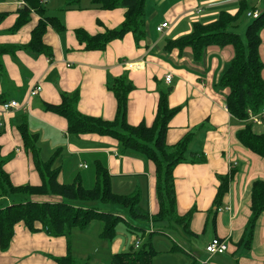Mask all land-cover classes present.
<instances>
[{"label": "crops", "instance_id": "obj_1", "mask_svg": "<svg viewBox=\"0 0 264 264\" xmlns=\"http://www.w3.org/2000/svg\"><path fill=\"white\" fill-rule=\"evenodd\" d=\"M16 1L0 0V46L19 47L27 44L30 32L39 19L32 13L28 24L16 32H10L18 17L16 12L22 8L17 6ZM68 1L59 0L50 15L62 22L64 32L58 34L48 27L43 38L52 51L51 60L19 49H15L13 55L2 57L4 76L0 78V102H18L16 96H21L20 104L24 105L28 100L24 107L10 112H3L0 107V128L3 129L0 153L2 157L10 159L5 170L12 183L21 185L24 180L32 185L39 183L28 156L22 148L14 150L12 146L17 144L21 147L15 129L22 122L18 114L26 113L28 128L39 135L42 146H47L50 152L61 149V155L78 157L77 169L88 171L82 176L80 172L70 169V163L61 166L59 183L72 180L78 174L82 185L91 187L94 185L93 164L97 160L106 166L111 176L112 192L119 195L139 192L142 201L144 190L145 207L141 206V202L140 206L147 209L150 215L156 214L158 202L152 163L136 152H121L116 141L109 137L67 135L65 121L44 112L43 104H58L61 93L78 91L77 110L80 114L112 121L116 101L107 90L106 82L126 76L134 86L128 95L127 122L131 126L140 123L150 126L158 98L163 93L160 90L163 86L167 90L171 88L168 104L171 108L179 107L180 111L169 123L167 144H175L193 128L203 126L205 130L201 135L200 151L195 152L204 155L205 162L180 164L173 171L176 213L182 216L195 209L188 232L196 235L210 231L208 242L218 238L227 244L226 253H232L235 249L232 244L236 242V237L239 239L250 214L252 183L264 181V160L236 140L235 134L244 123L228 114L225 99L229 90L218 87L222 73L234 56V49L230 45L209 46L200 60H196L189 47L169 49L168 43L190 34L195 23L207 25L214 22L220 12L234 16L241 2L247 7L246 14L260 13L264 10V0H152L145 4V38L139 45L128 33L122 39L110 42L104 51L91 52L83 50V45L74 36V30L81 29L94 36L117 28L123 22L125 9L100 10L92 7L88 0H81L75 7L64 10ZM45 11L47 14L46 8ZM244 18L248 17L245 15L234 27L237 34H244L249 24ZM163 23H167L168 27L159 34L156 28ZM260 41L259 55L264 80V31L260 34ZM135 65L139 66L138 69H134ZM167 74L172 76L170 84L164 81ZM35 86H40L41 91L28 99L29 91ZM15 119L20 123L13 127L12 121ZM254 125L256 132L264 133L261 123ZM13 153L17 156L11 159ZM89 162L93 170L89 169ZM232 167L235 174L212 222L213 212L210 209L219 186L218 177L230 174ZM256 224L250 257L240 258L238 264L263 262L264 213ZM66 252L64 238H50L43 232L30 234L22 225H18L10 247L0 253V264H55L51 258L63 257Z\"/></svg>", "mask_w": 264, "mask_h": 264}, {"label": "trees", "instance_id": "obj_2", "mask_svg": "<svg viewBox=\"0 0 264 264\" xmlns=\"http://www.w3.org/2000/svg\"><path fill=\"white\" fill-rule=\"evenodd\" d=\"M23 1L25 6L17 10L18 17L10 32H16L28 24L32 13L39 19L30 32V40L27 44L19 47L0 46V78L4 76L2 63L4 55H13L15 49H19L35 56L43 55L51 60L52 51L43 41L46 30L50 27L58 34L65 30L64 25L57 17L46 15L45 8L39 0ZM80 1L69 0L64 10L75 7ZM88 1L92 7L100 10L110 11L122 8L125 9V13L119 27L106 30L102 34L91 36L84 30H74V36L78 43L83 45L84 51H104L110 42L120 40L128 33L132 34L136 45L144 40V8L147 0ZM246 13L247 7L241 2L238 12L234 16L220 12L218 18L210 24L195 23L190 34L175 41H169L168 47L179 50L189 47L196 60H200L205 49L209 46L230 45L233 47L234 56L222 73L218 87L229 90L225 99L228 114L244 123L243 127L235 134L236 140L246 150L264 160V133L256 132V126L249 119V113L257 115L264 109L263 64L259 55L260 34L264 31V10L246 26L243 40L239 34L229 31L237 26ZM106 88L116 101L115 117L112 121L80 114L77 110L78 91L61 93L59 103L55 105L45 103L43 111L62 118L66 123L67 135L109 137L116 141L121 152H136L152 163L158 202L157 213L150 215L147 209L140 206L141 195L139 192L128 195L113 193L111 176L106 166L97 160L93 164L94 185L92 188H85L78 174L69 183H59L58 175L61 166L55 167L54 163L61 155V149L55 150L49 160H41L38 147L39 135L30 132L24 116L21 124L15 129L16 135L22 150L33 165L39 183L36 185L28 183L14 185L5 170L10 159L2 157L0 153V200L14 197L26 198L25 201L0 207V253L8 250L14 237L15 227L22 225L30 234L43 232L50 238H64L67 245L66 255L51 259L55 264H74L68 241L73 231H83L90 224L98 221L101 223L100 238L110 242L113 239L116 225L122 220L119 216L92 207L94 203L124 209L132 219L140 223L152 226L164 224L170 228L176 226L190 236H195L188 232V225L196 210L191 209L182 216L176 213L173 171L180 164L205 162L202 154L198 155V153L192 152L188 157L186 156L191 141L196 133L203 131V126L191 129L175 144L168 145L166 134L169 123L180 111L179 107L171 108L168 104L171 88L160 94L155 116L150 126H146L144 123L131 126L127 122L128 95L134 86L126 76L108 79ZM4 102H0V105ZM260 120L261 125L264 126V116ZM2 134L3 129L0 128V137ZM231 170L230 174L218 177L219 186L211 209L213 212L212 222H214L222 198L228 191V184L235 174L233 167ZM249 210L250 214L244 226L246 239L244 247L247 250L250 249L257 220L264 213V181L256 180L252 183ZM137 229L143 232V230ZM156 232H160V230L150 233L149 240L142 244L140 242L138 249L131 247L128 252L113 254L110 264H152L156 251L153 249L150 239ZM262 264H264V259Z\"/></svg>", "mask_w": 264, "mask_h": 264}, {"label": "rangeland", "instance_id": "obj_3", "mask_svg": "<svg viewBox=\"0 0 264 264\" xmlns=\"http://www.w3.org/2000/svg\"><path fill=\"white\" fill-rule=\"evenodd\" d=\"M151 1L152 0H147V3ZM83 2H88V1L84 0ZM58 3L59 0H52V1L47 0V3L44 4V7L47 10L46 15L49 16L52 15ZM244 20L250 23L252 21V18H244ZM229 31L236 34L238 33L236 31V28L233 29L231 28ZM239 36L243 40L244 34H239ZM166 90L167 88L163 86L160 91L165 93ZM20 97L21 96H16L18 102L20 101ZM26 115L28 114L26 113L18 114L19 120L21 121L24 116L26 118ZM17 119L12 121L13 127H15L20 123L19 121H17ZM204 131L205 130L196 133L195 137L193 138V141H191L189 145L188 152L186 154L187 157L189 156V153L200 151V147L202 145L201 135L204 133ZM40 142L38 144V147L40 148V159L43 161H47L52 157L53 152H50L47 146L45 145L42 146ZM12 146L14 147L13 148L14 150L16 148L18 149L21 148L17 144H12ZM16 156L17 155L13 153L10 156V158L13 159ZM77 163H78V157H70L69 155L65 154V155H60L55 160L54 166L65 167L67 164H69L70 169L73 172H80V174L83 176V174L87 173L88 171L78 170L76 167ZM88 165H89V169L93 170V166L90 162ZM70 181H71L70 179H66L64 180V183H69ZM21 183H22L21 185H24L27 184L28 182L24 180ZM92 187L93 185L87 189H90ZM142 191L143 194H142L141 206L145 207V203H144L145 192L144 190ZM25 200L26 198L23 197L5 198L0 200V207H5L7 205H11L13 203H17ZM92 207H95L96 209L102 212L112 213L114 216H119L122 220H120L116 225L113 239L110 242L103 241L100 238L99 234L101 230V223H99L98 221L93 222L83 231L81 230L73 231L69 236L68 241L70 242L71 256L74 259L75 262L74 264H110V259L113 254L128 252L129 249L134 246L136 241H140L141 244L145 243L146 241L149 240V234L155 232L156 230H160V232L154 233L150 239V243L153 249L156 251V255L152 260V264H238V260H240V258L241 259L249 258L250 251H252V246H253L252 242L250 244L249 250L245 249L244 247V242L246 241L244 236V230L242 231L239 239L237 237L235 238L236 242H233L232 244L233 248L235 247V249L233 250L232 253L225 252L223 255L222 254L210 255L205 250L210 242V241L208 242L211 235L210 231L196 234L195 236L187 237L183 233V231L176 226L174 228H170L167 225L165 226L164 224L162 226H156V225L152 226L147 223H140L132 219L129 213L121 208H116L109 205H101L99 203H94ZM137 228L143 230V232L138 230ZM255 230H254V234H255ZM241 240L242 242H240Z\"/></svg>", "mask_w": 264, "mask_h": 264}, {"label": "built area", "instance_id": "obj_4", "mask_svg": "<svg viewBox=\"0 0 264 264\" xmlns=\"http://www.w3.org/2000/svg\"><path fill=\"white\" fill-rule=\"evenodd\" d=\"M39 2H40L41 5H44V4L47 3V0H39ZM15 3L20 8L25 6V3H24L23 0H18ZM258 15H259V13H257V12L246 14V16L248 18L250 17L252 19H256L258 17ZM167 27H168L167 23H163V24L159 25L156 28V30H157V32L159 34H162L164 29H166ZM133 67H134V69H138L139 66L135 65ZM171 79H172V76L170 74H167L164 77V81L167 84H170ZM40 91H41V87L40 86H35L34 88H32L29 91V94L27 95L28 99L38 95ZM27 102H28V100L26 102H24V105H23V104H20L18 102H15L13 100H9V101H6V102L2 103L0 105V107H1V110L3 112H10L12 110H17V109H20V108L24 107L25 104H27ZM262 116H264V109L262 110L261 114H259V115H253V114L249 113V119L254 124H260L261 123L260 119H261ZM79 167L86 168V166H83V165H79ZM139 246H140V241H136L133 247H134V249H138ZM205 250L210 255H221V254H224L228 250V246H227V244L224 241H222V240H220L218 238H213L209 242V244L207 245Z\"/></svg>", "mask_w": 264, "mask_h": 264}]
</instances>
